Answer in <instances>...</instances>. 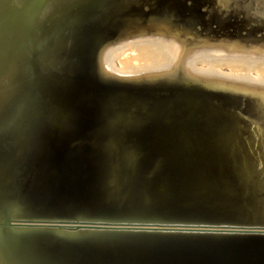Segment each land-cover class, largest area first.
Here are the masks:
<instances>
[{"label":"water","instance_id":"obj_1","mask_svg":"<svg viewBox=\"0 0 264 264\" xmlns=\"http://www.w3.org/2000/svg\"><path fill=\"white\" fill-rule=\"evenodd\" d=\"M0 264H264V0H0Z\"/></svg>","mask_w":264,"mask_h":264}]
</instances>
